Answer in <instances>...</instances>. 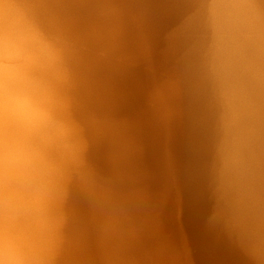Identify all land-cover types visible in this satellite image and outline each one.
<instances>
[{"label":"clouds","instance_id":"clouds-1","mask_svg":"<svg viewBox=\"0 0 264 264\" xmlns=\"http://www.w3.org/2000/svg\"><path fill=\"white\" fill-rule=\"evenodd\" d=\"M132 34L205 113L207 231L264 264V0H0V264H194L101 89Z\"/></svg>","mask_w":264,"mask_h":264},{"label":"bare ground","instance_id":"bare-ground-1","mask_svg":"<svg viewBox=\"0 0 264 264\" xmlns=\"http://www.w3.org/2000/svg\"><path fill=\"white\" fill-rule=\"evenodd\" d=\"M165 6H162V9ZM157 40L128 37L124 55L102 70L107 108L120 121L160 205L166 231L187 241L194 264H239L205 227L209 214L207 120L195 94L179 114L154 97L166 65Z\"/></svg>","mask_w":264,"mask_h":264}]
</instances>
